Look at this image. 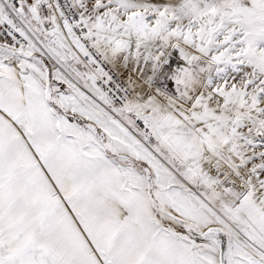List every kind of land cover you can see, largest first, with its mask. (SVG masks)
<instances>
[{"label": "snow or ice", "instance_id": "6c2138e0", "mask_svg": "<svg viewBox=\"0 0 264 264\" xmlns=\"http://www.w3.org/2000/svg\"><path fill=\"white\" fill-rule=\"evenodd\" d=\"M0 264H264V0H0Z\"/></svg>", "mask_w": 264, "mask_h": 264}]
</instances>
